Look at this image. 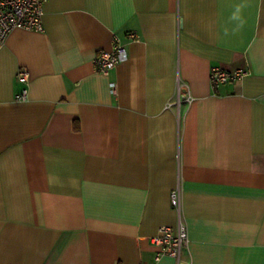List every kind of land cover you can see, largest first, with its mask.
Instances as JSON below:
<instances>
[{"label":"crops","instance_id":"obj_1","mask_svg":"<svg viewBox=\"0 0 264 264\" xmlns=\"http://www.w3.org/2000/svg\"><path fill=\"white\" fill-rule=\"evenodd\" d=\"M42 22L0 48V264H175L150 238L177 185L184 264H264V0H47ZM213 66L249 74L214 90Z\"/></svg>","mask_w":264,"mask_h":264},{"label":"built area","instance_id":"obj_2","mask_svg":"<svg viewBox=\"0 0 264 264\" xmlns=\"http://www.w3.org/2000/svg\"><path fill=\"white\" fill-rule=\"evenodd\" d=\"M46 2L47 0H0V48L5 43L9 33L16 28L43 30L42 15ZM127 36L134 41L139 39L132 32L127 33ZM127 59L128 50L126 45L114 34L111 50H100L94 56L93 64L98 73L108 76L117 64ZM248 74L249 70L247 68L227 70L220 66H213L210 69L209 78L212 89L217 90L221 84L241 80ZM16 79L24 85L22 91L17 95V100H25L27 97V84L30 79L28 70L19 68ZM184 86L185 84L180 83L177 86V103L180 102L181 98L191 102V96L188 92H182ZM114 87L115 84L113 83L112 88L114 89ZM168 105H171V103ZM170 204L177 215L175 226H159L157 233L150 240L159 247L155 260H159L162 256H170L174 259L175 264H184L182 253L188 243V234L181 211L182 194L180 185L170 191Z\"/></svg>","mask_w":264,"mask_h":264}]
</instances>
